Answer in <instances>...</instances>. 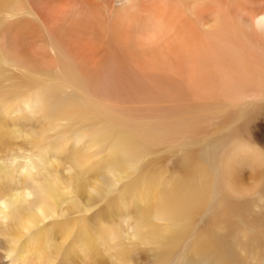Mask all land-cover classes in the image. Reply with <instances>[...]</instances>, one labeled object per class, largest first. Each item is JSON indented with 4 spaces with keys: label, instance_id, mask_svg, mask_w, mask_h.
<instances>
[{
    "label": "bare ground",
    "instance_id": "6f19581e",
    "mask_svg": "<svg viewBox=\"0 0 264 264\" xmlns=\"http://www.w3.org/2000/svg\"><path fill=\"white\" fill-rule=\"evenodd\" d=\"M6 8L2 58L41 85L37 95H13L24 105L15 111L29 114L39 96L42 104L51 90L69 89L58 95L67 122L31 132L86 121L81 144L120 127L116 147L132 156L107 166L106 183L75 167L64 193L53 160L2 166L0 264H264V147L250 133L264 108V0H12ZM108 182L120 185L112 231L89 214V198L105 196Z\"/></svg>",
    "mask_w": 264,
    "mask_h": 264
},
{
    "label": "rangeland",
    "instance_id": "374dc122",
    "mask_svg": "<svg viewBox=\"0 0 264 264\" xmlns=\"http://www.w3.org/2000/svg\"><path fill=\"white\" fill-rule=\"evenodd\" d=\"M11 1L12 0H0V21L3 20V15L8 10L6 7ZM22 73L23 71L21 69L17 70L13 65L6 63L2 55L0 56V102L5 101L4 104L8 105L6 111L0 109V125L3 126V131L0 134V173H2V166L7 170L17 166H27V169L30 170L33 165H37L38 168L42 169L46 168L50 160H53L54 169L51 170V174L64 193L68 187L71 192V187L67 185V179L70 175L72 176L73 172H78L74 169L77 166H81V168L84 169L91 183L95 180L94 178L99 180L105 178L103 182L106 183V179L110 177L105 174V172H107V166H109L114 159L115 162L120 160V163H128V161L131 160L132 150L128 152L116 147L115 138L118 137V130L120 127H112V129L116 131L114 137L101 133L100 138L102 139L99 140H103V142L86 137L83 138L84 141H81V144L77 140L83 136L80 133L89 127L86 121H80L84 125H82V123L79 124V121H77L76 123L78 126L76 125V127L74 125V128L76 127L74 131L68 129L67 131L61 132V129H55L50 126L51 129L50 127H44L47 130L41 136L33 134L31 131L37 128L41 129V127L47 123H52L56 117H58V120H56L57 123L67 122L63 119H59L62 115H59L57 112L63 110L65 106L58 95H66L65 93H67L69 89L67 87H62L48 92L51 89L48 88V91H46L48 95H46L45 102L41 104V97L39 96L37 108L30 110L28 112L29 114L22 115V113H17L15 111L16 108L20 109L24 107L21 99L13 100L14 97L12 96L16 95V93L20 94V98L23 97L22 94L30 95L31 93V96L37 95L36 91L38 88L40 89L41 86L37 80L31 77L22 79L24 75ZM102 99L103 101L106 100L105 98ZM31 101L30 99V104ZM103 101H100L105 105L103 107L109 109V107H106V101ZM40 116L44 118L40 120ZM81 127H85L86 129ZM58 128H60V126H58ZM79 128L83 130H79ZM250 131L252 135L261 140L262 147H264V108L260 110L258 116L251 123ZM146 157L148 158L149 155H145V159L147 160ZM160 167L163 169L162 165H160L159 168ZM12 173L15 174L13 171ZM1 176L2 175H0V177ZM35 178H38V176H35ZM2 180L3 179L0 178V182ZM89 181H87V184L90 183ZM11 184L10 182H6L5 186L9 187ZM111 184L113 183L108 182L109 186L103 184L104 190L107 192L104 193L106 194L105 196L94 195L89 198L94 202L89 214L96 213L94 218L90 219V222L93 225H103L104 229L107 225L109 226L108 229H111L110 231L116 229L115 224H113V226L109 225L110 220L113 221L116 216H120V210L116 212V209L119 208L117 206V200L120 185L115 187L112 185V187L110 186ZM94 198L101 201H94ZM102 198L104 200L106 199L109 203L105 204ZM85 199V195H82L81 201ZM102 205L103 207H101ZM136 252H140V250L136 249ZM11 259V257H7L4 264H10Z\"/></svg>",
    "mask_w": 264,
    "mask_h": 264
}]
</instances>
